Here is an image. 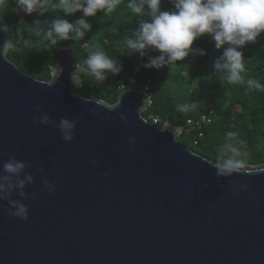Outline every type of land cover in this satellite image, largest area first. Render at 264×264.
Instances as JSON below:
<instances>
[{
	"label": "water",
	"instance_id": "obj_1",
	"mask_svg": "<svg viewBox=\"0 0 264 264\" xmlns=\"http://www.w3.org/2000/svg\"><path fill=\"white\" fill-rule=\"evenodd\" d=\"M12 48L0 22V166L15 153L35 182L27 221L0 201V264H264V163L222 173L179 143L185 125L144 118L141 91L88 98L72 51L41 81L8 59ZM44 114L74 120L73 141L33 122Z\"/></svg>",
	"mask_w": 264,
	"mask_h": 264
},
{
	"label": "trees",
	"instance_id": "obj_2",
	"mask_svg": "<svg viewBox=\"0 0 264 264\" xmlns=\"http://www.w3.org/2000/svg\"><path fill=\"white\" fill-rule=\"evenodd\" d=\"M128 0H121L112 12H97L86 18L92 25L83 39L60 41L56 45L44 39V33L53 19H67L74 22L82 13L66 15L59 0H47L48 10L44 15H26L19 0H3L0 4V22L11 33L13 48L8 52L11 60L23 73L41 81L50 79V67L55 55L62 51H72L77 65H83L89 52L102 50L110 58L122 64L118 75L106 74L104 81H96L87 72L79 73L83 87L79 92L88 98L102 99L114 103L121 87L141 91L149 86L152 104L143 114L159 118V127L170 120L177 126L186 125L187 120L197 119L212 110L213 121L202 126V138L198 132L185 128L177 138L179 143L198 155L215 162L224 163L227 159L240 158L245 165L256 166L264 163V90L249 88L247 81L253 79L264 85V33L255 43H249L242 50L245 71L241 73L243 82L230 84L226 74L217 73L214 63L222 55L211 37L205 35L193 41L192 49H204L206 55H189L175 66L160 70L145 68L148 56L158 53L148 51L141 58L138 53H130L127 39L132 36L142 19L127 8ZM170 0H162V8L171 10ZM39 28V34L33 29ZM134 38V37H133ZM227 47V45H225ZM195 105L187 112L178 110V105ZM234 135L228 137L227 133ZM197 140L196 146L193 141ZM235 149V152L233 151Z\"/></svg>",
	"mask_w": 264,
	"mask_h": 264
},
{
	"label": "clouds",
	"instance_id": "obj_3",
	"mask_svg": "<svg viewBox=\"0 0 264 264\" xmlns=\"http://www.w3.org/2000/svg\"><path fill=\"white\" fill-rule=\"evenodd\" d=\"M3 0H0V4ZM121 0H59V7L66 15H82L74 22L67 19H53L44 33V39L51 45L60 41H76L83 39L92 25L86 19L96 16L97 12L114 11ZM171 10L162 8V0H128L127 8L135 15L144 17L132 36L127 39L130 53H138L141 58L148 51L158 53L148 56L145 68L160 70L166 66H175L177 61L185 60L190 54L206 55L204 49H192L193 41L209 36L217 50L223 49L222 55L214 63L217 73L226 74L230 84L243 82L241 73L245 71L244 55L241 49L249 43H255L264 33V0H170ZM23 12L32 15H44L48 10L47 0H19ZM7 27L6 25L4 26ZM39 34V28L33 29ZM134 37V38H133ZM227 45V47H225ZM122 64L110 58L102 50L89 52L83 65H77L76 73L87 72L96 81H104L106 74L118 75ZM248 87L264 90V85L249 79ZM195 105H178V110L187 112ZM34 123L51 124L59 129L62 139L71 143L74 139L76 122L69 118H61L57 124L47 114ZM234 133H227L232 137ZM235 152V149H233ZM4 162L0 166V201H6L5 211L8 215L28 220L29 209L23 202L29 198L25 191L28 185L35 182L33 174L27 171L32 167L30 161L17 159L15 153H4ZM93 164L96 161H92ZM245 162L240 158L227 159L221 166L222 173H232L243 168ZM42 172V168H38ZM107 175V173H105ZM49 194L55 191L56 185L46 178H41ZM18 195L19 199H13ZM35 199L36 193L31 194Z\"/></svg>",
	"mask_w": 264,
	"mask_h": 264
},
{
	"label": "built area",
	"instance_id": "obj_4",
	"mask_svg": "<svg viewBox=\"0 0 264 264\" xmlns=\"http://www.w3.org/2000/svg\"><path fill=\"white\" fill-rule=\"evenodd\" d=\"M135 85H136L135 80H131L130 81V86L132 88H134ZM120 89H121V91L125 90L124 87H121ZM141 92L144 94L145 99L147 101L148 108H149L151 106V104H152V101H151L152 95H151V92L149 90V86L145 85L143 87V89L141 90ZM213 117H214V112L212 110H210L207 113L202 114L200 117H198L195 120H193V119L187 120L185 126L187 128H189L191 131L198 132V136L197 137L199 139V138H202V132H201L202 126L205 125V124L208 125V124L212 123ZM151 120H152L151 123L154 124V125H158L159 122H160L159 118H157V117H151ZM197 143H198L197 140L193 141V145L194 146H196Z\"/></svg>",
	"mask_w": 264,
	"mask_h": 264
}]
</instances>
